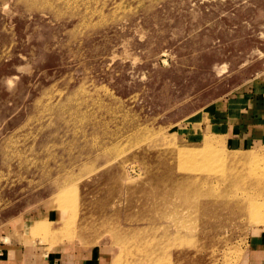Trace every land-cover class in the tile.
<instances>
[{
	"label": "rangeland",
	"instance_id": "1",
	"mask_svg": "<svg viewBox=\"0 0 264 264\" xmlns=\"http://www.w3.org/2000/svg\"><path fill=\"white\" fill-rule=\"evenodd\" d=\"M263 71L264 0H0V229L243 264L264 145L233 147L215 109Z\"/></svg>",
	"mask_w": 264,
	"mask_h": 264
},
{
	"label": "crops",
	"instance_id": "2",
	"mask_svg": "<svg viewBox=\"0 0 264 264\" xmlns=\"http://www.w3.org/2000/svg\"><path fill=\"white\" fill-rule=\"evenodd\" d=\"M219 108L215 112L224 117L219 121L227 123L225 137L233 147L264 145V71L228 99L224 109ZM33 220L22 217V228L8 225L0 229V264H112L111 252L101 246L29 242L27 229ZM243 264H264V230L249 240Z\"/></svg>",
	"mask_w": 264,
	"mask_h": 264
},
{
	"label": "bare ground",
	"instance_id": "3",
	"mask_svg": "<svg viewBox=\"0 0 264 264\" xmlns=\"http://www.w3.org/2000/svg\"><path fill=\"white\" fill-rule=\"evenodd\" d=\"M263 193H264V192H263ZM195 195H196V194H195ZM189 197H190V196H189ZM189 199H190V198H189ZM199 199H201V198H199ZM199 199H198V200H199ZM203 201H204V200H203ZM205 204H206V203H205ZM206 205H207V204H206ZM204 209H205V207H204ZM203 211H205V210H201V212H203ZM199 212H200V211H199Z\"/></svg>",
	"mask_w": 264,
	"mask_h": 264
}]
</instances>
